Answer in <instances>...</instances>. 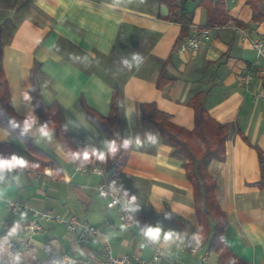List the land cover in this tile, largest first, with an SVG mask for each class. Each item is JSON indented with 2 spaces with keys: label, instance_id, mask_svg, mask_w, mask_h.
Masks as SVG:
<instances>
[{
  "label": "crops",
  "instance_id": "crops-1",
  "mask_svg": "<svg viewBox=\"0 0 264 264\" xmlns=\"http://www.w3.org/2000/svg\"><path fill=\"white\" fill-rule=\"evenodd\" d=\"M13 2L16 41L5 43L2 26V54L14 110L20 117L36 116L31 89L32 68L38 63L45 105H58L55 114L64 120L71 144L64 147L53 131L50 140L41 137L43 123L35 121L28 136L35 148L57 163L52 168L47 159L34 160L36 155L25 142L0 126V155L22 156L30 164L6 173L0 181V264H63L65 254L85 259L107 242L117 256L152 257V247L140 248L139 229L124 227L118 210L107 208L98 195L96 187L103 178L78 172L81 162L71 160V154L78 152L73 146L107 153L110 140L86 115L83 104L109 117L116 88L120 135L132 145L118 187L128 200L136 198L132 205L136 218L143 216L145 227L159 224L163 231L181 236L182 242L159 245L169 251L182 245L179 256L186 264H200L207 253L205 264H220L219 255L209 250L201 235L195 192L183 161L157 129L142 120L140 108L156 103L175 124L193 130L196 113L188 102L202 92L210 116L238 130L226 142V160H214L208 167L227 220L224 239L242 262L264 264V188L255 186L262 178L258 149L264 156V103L256 97L264 89V66L241 33L264 35V0H226L230 23L211 28L212 40L199 53L179 50L182 24L162 18L169 10L158 0ZM187 8L194 15L191 30L195 25L208 27L205 6L190 1ZM134 55L141 57L140 62L133 61ZM147 135L157 141L153 143ZM3 145L15 149L8 151ZM48 169L51 175L45 173ZM8 201L24 203L30 210L13 213ZM42 211L87 219L101 233L88 239L69 232L63 224L44 222L47 233L32 236L28 223ZM197 235L202 247L191 256L188 238Z\"/></svg>",
  "mask_w": 264,
  "mask_h": 264
},
{
  "label": "trees",
  "instance_id": "trees-1",
  "mask_svg": "<svg viewBox=\"0 0 264 264\" xmlns=\"http://www.w3.org/2000/svg\"><path fill=\"white\" fill-rule=\"evenodd\" d=\"M92 1L98 2L99 0ZM190 1L197 2L200 6H205L207 8L208 28L210 29L225 26L231 21L228 16L226 0H158L160 4L165 5L169 10V14L162 16V18L182 24V34L177 41V46L192 33L190 26L194 15L190 13L187 8V4ZM249 1L255 2V0ZM39 69L40 65L34 63L32 68L33 84L31 95L36 107L35 121L39 120L43 125H47L52 129L64 147H67V143L71 144V142L64 120L60 118L59 115L57 116L55 114L58 105L53 104L49 107L45 105L39 85ZM162 82L163 81H160V87L163 86ZM117 99L118 89L116 88L109 117H104L83 104V110L86 115L96 124L101 132L108 137L110 143L115 141L118 146L115 155L108 154L104 161L97 160L95 157H90L89 161L85 163L87 166H92L89 165V163L94 162V166L100 165L105 167L111 172L108 182L114 186H119V178L127 162V155L131 151V145L128 144V146L125 147V140L121 135L120 138L116 137L113 131L117 128L119 120L117 113L118 109H116L118 108ZM188 105L194 108L196 113L195 127L193 130H188L175 124L172 121V116L161 111L156 103L141 104V117L142 120L148 122L157 129L163 142L173 147L175 155L182 156L184 160L182 165L187 171L188 180L192 184L195 192L201 235L209 244V250L219 255L220 264H247L242 262L238 256L232 252L224 239L223 234L227 227V220L217 201L215 193L216 179L208 173V167L212 161L226 160V142L231 136L237 134L238 130H236L235 125H223L216 122L210 116L202 92L195 94L188 102ZM26 119L28 118L20 117L15 112L12 104L11 93L3 68L2 26H0V126L6 128L15 138L25 142L28 151L34 152L35 155L42 156L45 160L47 159L52 168L56 167L57 163L51 156L35 148L32 145L28 133L23 131V124ZM109 123H113L114 129L113 127H109ZM3 147H6L8 151L15 149L12 145H3ZM73 149L78 152L87 150L75 146H73ZM87 151L91 152V150ZM258 152L262 166V178L255 186L264 188V156L259 149ZM36 161L39 162V160ZM44 166H46V164L43 163L42 167ZM123 192L122 190L121 194L125 195ZM220 216L223 217V223H219L216 219V217ZM143 219V216L137 219L142 229L145 228ZM192 239V237L188 238V247L192 246Z\"/></svg>",
  "mask_w": 264,
  "mask_h": 264
},
{
  "label": "built area",
  "instance_id": "built-area-1",
  "mask_svg": "<svg viewBox=\"0 0 264 264\" xmlns=\"http://www.w3.org/2000/svg\"><path fill=\"white\" fill-rule=\"evenodd\" d=\"M241 33L245 39L251 41L258 63L264 66V35H256L249 31H242ZM211 40L212 31L209 28L195 26L192 30V34L179 45V49L183 53H199ZM244 80L246 84L249 83L248 77L244 78ZM256 97L264 103V89ZM76 170L82 174L98 175L104 179L103 182L96 187L98 195L107 202V207L109 209L118 208L119 219L124 227L130 228L136 226L139 229L140 248L147 249L152 247L153 255L151 258L137 255L117 256L114 253L112 245L107 242L101 249L92 250L85 259H77L72 255L65 254L63 257V264H159L161 261H166L169 264H186L184 261H181L179 256L180 253L184 251L182 245L178 244L174 250L169 251L160 245H154L146 241L135 215L132 213L131 209L125 207L127 200L123 198L120 189L107 182V173L105 170L96 167H85L83 165H78ZM46 173L50 174V171H46ZM8 208L16 214L30 210L28 205L16 201H9ZM44 222L49 225L63 224L69 232L82 234L89 239L101 232L99 227L91 224L87 219H81L76 215L70 218H64L51 211H44L37 213V217L29 221L27 228L30 235L47 233L48 229L43 225ZM24 245L28 247L29 243L25 242ZM201 247L202 243L200 241L199 243L195 242L190 249V255L196 256ZM208 258L209 253L203 255L200 264H205Z\"/></svg>",
  "mask_w": 264,
  "mask_h": 264
},
{
  "label": "clouds",
  "instance_id": "clouds-1",
  "mask_svg": "<svg viewBox=\"0 0 264 264\" xmlns=\"http://www.w3.org/2000/svg\"><path fill=\"white\" fill-rule=\"evenodd\" d=\"M133 61L140 62L141 57L138 55H134L132 57ZM128 61H125V64H128ZM27 98V97H26ZM35 118L29 117L24 121L23 124V131L26 133L28 132L34 125ZM39 134L43 138L51 139L52 138V129H50L47 125H43L39 128ZM148 139L152 141L153 143L156 142V137L149 136ZM131 143L129 140L124 141V146L127 147L128 144ZM141 141L139 138L136 139V144L140 145ZM107 153L104 151H98L96 149L91 150V152L85 150L83 152H77L71 154V160L75 162L76 160H79L81 162V165L83 163L88 162L90 157H95L97 160L104 161L107 154L115 155V153L118 150V146L115 143V141L108 143L106 145ZM30 166L29 161L26 160L22 156L12 155L10 158H4L0 156V181L3 180L6 173H12L14 170H22L25 168H28ZM35 167L36 165H31ZM135 197H132L131 200L127 201L125 203V207L132 209V205L135 202ZM15 227L12 229L13 232H15ZM143 236L145 237L147 242H150L154 245L163 244L165 246H171L176 241L182 242V237L179 236L177 233L173 231H163L161 226L157 224L156 226H146L142 230ZM193 239L199 243L200 237L194 236ZM223 239V238H222ZM146 246V245H145Z\"/></svg>",
  "mask_w": 264,
  "mask_h": 264
},
{
  "label": "rangeland",
  "instance_id": "rangeland-1",
  "mask_svg": "<svg viewBox=\"0 0 264 264\" xmlns=\"http://www.w3.org/2000/svg\"><path fill=\"white\" fill-rule=\"evenodd\" d=\"M14 0H0V10L1 9H4V11H6L7 10V13H6V15H5V13L3 12V15L1 14V11H0V26H3V28H4V32H3V40L5 41V43L6 42H8V43H11V42H15L16 41V37L14 36L15 35V31L17 30V27H18V24L14 21V22H12L11 20H12V11L14 10V7H15V3L13 2ZM8 16V20L7 21H5L4 22V19H5V17H7ZM2 22H3V24H2ZM6 25V26H5ZM195 26H198V25H195ZM195 26H192V30H193V28L195 27ZM198 27H200V26H198ZM206 27V26H205ZM204 26H202V27H200V28H205ZM208 28V27H207ZM210 29V28H209ZM211 31H212V29H210ZM245 31H247V30H245ZM192 34V33H191ZM188 38V37H187ZM178 47H179V45H178ZM180 50V49H179ZM183 53V52H182ZM119 100H120V95H119V93H118V99H117V104H118V108H116V109H118V111H117V113H118V116H119ZM144 121V120H143ZM145 123H147V124H149L148 122H146V121H144ZM150 125V124H149ZM109 127L110 128H112L113 127V129H114V126H113V123H109ZM114 131V133H115V136L116 137H119L120 138V126H119V120H118V123H117V128L116 129H114L113 130ZM147 137H148V135H147ZM124 140H126L124 137H122ZM148 139V138H147ZM156 141H157V139H156ZM130 144V143H129ZM131 149H132V145H131ZM34 155H35V153L34 152H32ZM179 156V155H178ZM33 158V157H32ZM179 158L182 160V161H184L183 160V158H182V156H179ZM34 159H39V160H42V161H45V159L42 157V156H39V155H36V157H34ZM83 166H85V165H83ZM85 167H90V168H93V167H96V168H101V169H103V170H105V168L104 167H102V166H85ZM46 171H50V174H48V173H46ZM45 171V173L46 174H48V175H51V170H46ZM106 171V170H105ZM106 173H107V171H106ZM106 177H107V182H108V179H109V177H108V175L106 174ZM104 180V179H103ZM102 183V182H101ZM112 185V184H111ZM114 186V185H113ZM117 188H119L118 186H116ZM121 192V191H120ZM123 196V195H122ZM123 198L124 199H126L127 201H129L128 200V198H126V197H124L123 196ZM9 202V201H8ZM107 203V202H106ZM108 208V207H107ZM9 209V208H8ZM114 209H117L118 210V208H114ZM132 211V210H131ZM12 212V211H11ZM22 212H24V211H22ZM42 212H44V211H42ZM119 212V211H118ZM21 213V212H20ZM132 213H133V211H132ZM17 214H19V213H17ZM134 214V213H133ZM135 215V214H134ZM136 217V216H135ZM137 219V218H136ZM216 219L218 220V222L219 223H223L224 221H223V217H216ZM222 219V220H221ZM216 220V221H217ZM138 221V220H137ZM139 223V222H138ZM54 225H56V224H54ZM139 226H140V224H139ZM66 228V227H65ZM141 228V227H140ZM142 229V228H141ZM101 230V229H100ZM143 230V229H142ZM101 233V232H100ZM99 233V234H100ZM76 234H79V233H76ZM82 235V234H81ZM84 236V235H83ZM97 236V235H96ZM85 237V236H84ZM89 239V238H88ZM90 239H92V238H90ZM201 242V241H200ZM195 243V242H194ZM193 243V244H194ZM202 243V242H201ZM193 246V245H192ZM95 250V249H94ZM212 252V251H211ZM70 255V254H69ZM74 257V256H73ZM76 258V257H75ZM77 259H79V258H77Z\"/></svg>",
  "mask_w": 264,
  "mask_h": 264
}]
</instances>
